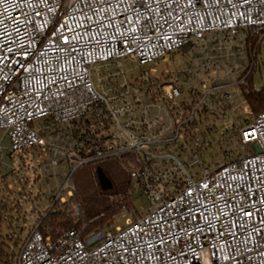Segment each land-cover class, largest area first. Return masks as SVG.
Listing matches in <instances>:
<instances>
[{
  "label": "built area",
  "instance_id": "1",
  "mask_svg": "<svg viewBox=\"0 0 264 264\" xmlns=\"http://www.w3.org/2000/svg\"><path fill=\"white\" fill-rule=\"evenodd\" d=\"M214 34L219 51L263 40L264 0H0V132L11 152L46 148L64 167L54 202L73 195L84 164L132 155L130 193L148 202L125 226L57 238L43 236L38 211L17 264H264V112L235 136L240 155L225 159L224 147L216 164L208 134L242 96H218L228 85L203 79L210 56L192 63L186 88L179 76L127 80L122 70L123 59L152 65ZM102 67L107 86L93 78Z\"/></svg>",
  "mask_w": 264,
  "mask_h": 264
},
{
  "label": "rangeland",
  "instance_id": "2",
  "mask_svg": "<svg viewBox=\"0 0 264 264\" xmlns=\"http://www.w3.org/2000/svg\"><path fill=\"white\" fill-rule=\"evenodd\" d=\"M215 38V34L209 36L207 46L203 48L191 45L187 50L183 49L175 52L171 56L166 57L165 60H159L152 65L140 67L138 63L131 59H123L121 60V65L122 70L125 72V78L127 80H135L146 75L153 77L157 82L159 79L168 81L179 76L182 79L181 81L184 82L183 88H186L187 83L189 84L190 75L188 74L189 69L192 70V63L197 66H203L206 56H210V60L216 65L211 69L210 76H203V79L206 81H211L212 79L218 85H228L216 90L218 96L228 93L236 95L240 92L238 84L241 81V75L249 65L246 48L240 45L230 49L227 46L226 49L219 51L215 46ZM193 47H196V51H199V54L195 50V54L189 52L190 48ZM258 57L260 66L254 74L256 86H259L264 80V40ZM119 65V63H115L110 72H115ZM110 72L106 70V67H102L98 72H93V78L97 83V74H99L102 80L99 85L107 86L110 83V80L107 79ZM117 78L115 76L113 80H117ZM190 81L194 86H200V81L196 75H193ZM233 100L234 110L225 118L224 123H221L216 128H212L210 134H208L209 140H213L216 143L215 147L211 146L210 143H206L207 153L210 155L211 161L216 164L223 162L222 155L224 153L222 154L221 150H224V147L227 152L224 154L226 155L224 156L225 159L229 158V155L232 158L240 155L241 149L235 140L233 130L244 129L249 124L248 121L251 122L253 118L246 102L239 95L235 96ZM44 122V120L36 121L33 126L36 128L41 127ZM196 129L199 132L201 127L197 125ZM58 135L55 144L62 147L66 146L67 130L62 129ZM200 138H202V135H200ZM220 141L224 142V146L220 147ZM0 147V179L2 175H8L7 183L11 189L9 192L10 200L21 199L23 210L27 211L26 214H23L26 220L21 219L18 221L20 225L24 226V232L21 235L22 239H24L27 230L36 223L38 211L43 212L49 208L48 198L53 197L55 190L59 189L60 185L65 182L64 167H52L50 165L51 153L46 148L32 147L25 151L12 153L10 141L2 132H0ZM196 148L195 146L194 150ZM46 167L48 170H45ZM47 176L49 180L46 179ZM0 187H5V184L2 182ZM38 193H41V197L34 198ZM2 194L7 195L8 193L3 191ZM133 201L135 207L142 215L144 213V205L148 203L146 198L134 196ZM129 220H134L133 215L127 211H123L116 216L114 226H125ZM18 230L19 228L16 227L15 231L18 232Z\"/></svg>",
  "mask_w": 264,
  "mask_h": 264
},
{
  "label": "trees",
  "instance_id": "3",
  "mask_svg": "<svg viewBox=\"0 0 264 264\" xmlns=\"http://www.w3.org/2000/svg\"><path fill=\"white\" fill-rule=\"evenodd\" d=\"M264 40V39H263ZM263 40L260 37L249 35L246 40V53L249 61L247 69L242 73L239 84L242 99L248 105L251 116L254 118L264 112V80L259 86L255 83V72L259 69V53ZM225 108H231L226 104ZM252 118V119H253ZM250 123V121H248ZM234 136L239 135V130H233ZM101 167L113 184L112 190L103 191L97 180L96 169ZM135 168L134 157L126 155L122 159L107 158L102 161H93L78 168L73 175L75 191L65 202H54L49 197L48 209L39 212V229L44 237L57 238L63 232L72 228H85V233L95 230L114 228L116 216L127 211L133 215L134 220L141 213L134 205L131 170ZM13 173V171H11ZM7 176L2 175L0 185V264H17L18 254L22 245L24 226L18 221L25 219L21 199L10 200V187ZM3 185V184H2ZM5 191L8 194H2ZM38 193L34 198H40ZM79 207V215L75 216L73 206ZM19 228L18 232L15 231Z\"/></svg>",
  "mask_w": 264,
  "mask_h": 264
},
{
  "label": "water",
  "instance_id": "4",
  "mask_svg": "<svg viewBox=\"0 0 264 264\" xmlns=\"http://www.w3.org/2000/svg\"><path fill=\"white\" fill-rule=\"evenodd\" d=\"M96 176H97L98 184L103 191L112 190L113 184L111 180L106 176V174L104 173L101 167H98L96 169Z\"/></svg>",
  "mask_w": 264,
  "mask_h": 264
},
{
  "label": "crops",
  "instance_id": "5",
  "mask_svg": "<svg viewBox=\"0 0 264 264\" xmlns=\"http://www.w3.org/2000/svg\"><path fill=\"white\" fill-rule=\"evenodd\" d=\"M188 48H189V46H188V47H185L184 50H187ZM43 125H44V124H43ZM43 125H42V126H43ZM42 126H41V127H42Z\"/></svg>",
  "mask_w": 264,
  "mask_h": 264
}]
</instances>
